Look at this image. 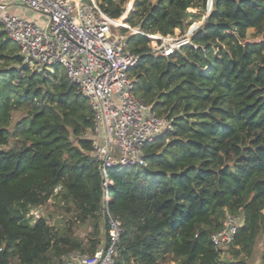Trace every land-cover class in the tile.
<instances>
[{
	"label": "trees",
	"instance_id": "obj_1",
	"mask_svg": "<svg viewBox=\"0 0 264 264\" xmlns=\"http://www.w3.org/2000/svg\"><path fill=\"white\" fill-rule=\"evenodd\" d=\"M95 1L115 26L125 19L142 32L127 38L139 56L134 93L173 118L144 146L147 166L106 171L107 208L124 228L115 264H264V0H134L126 18L128 0ZM210 5L190 36L197 48L152 53L145 34L184 31L187 10ZM249 28L259 41H247ZM92 127L93 111L64 70L24 64L0 24V264H62L105 238ZM53 198L63 209L54 226L26 216ZM226 214L240 222L219 257L210 236ZM86 222L85 242L73 227Z\"/></svg>",
	"mask_w": 264,
	"mask_h": 264
},
{
	"label": "built area",
	"instance_id": "obj_2",
	"mask_svg": "<svg viewBox=\"0 0 264 264\" xmlns=\"http://www.w3.org/2000/svg\"><path fill=\"white\" fill-rule=\"evenodd\" d=\"M16 7L44 16L43 27L18 11H10ZM112 20L115 19L107 16L95 0H0V24L18 46L23 63L35 70L61 67L93 111L92 154L101 164L103 176L105 240L91 253L67 254L62 257V264H115L124 228L119 217L107 208L106 171L112 167L147 166L144 146L172 128L173 118L158 116L135 95L138 78L130 70L139 56L129 49L128 36L112 35ZM135 33L142 32L136 29ZM145 35L157 39L151 47L157 56H170L183 45L192 44L188 34ZM39 207L26 214L32 222L42 217L37 211ZM239 222V217L226 214L221 228L211 234L219 257L233 243Z\"/></svg>",
	"mask_w": 264,
	"mask_h": 264
},
{
	"label": "rangeland",
	"instance_id": "obj_3",
	"mask_svg": "<svg viewBox=\"0 0 264 264\" xmlns=\"http://www.w3.org/2000/svg\"><path fill=\"white\" fill-rule=\"evenodd\" d=\"M134 0H128V2L125 5V10L123 12L122 15H124V18L127 17L128 12H130L132 5H133ZM212 9V5L210 6H206L205 10L203 11H199L196 8H189L187 11L189 13H192L193 16H189L188 18V24L186 26V28L184 29V31H180L179 29H175L173 36L171 37H180L183 35H191L196 29H198L206 20L208 14L210 13ZM11 12H17L19 11V8H15L14 10H10ZM22 15L24 17H26L28 20L33 21L34 23H36L38 26L43 27L44 22L46 20V18L40 14H34V13H28V11L23 10ZM121 15V16H122ZM118 19V18H117ZM123 19V18H122ZM123 24L120 26H114L111 25L110 26V32L113 34H117V33H122L126 36H129L130 34H133L136 32L137 28L131 27L128 23L125 22V19L122 20ZM124 25L128 26V27H124ZM121 29H124V31H122ZM164 37V36H163ZM246 39L249 42H255V41H259L261 39V34H259V32H257L256 29L254 28H249L246 31ZM156 38H150V46L152 47L154 45V42L156 41ZM49 72H54V68L49 69ZM19 112H13V125L16 122V120L19 117ZM13 128V126H12ZM11 128V129H12ZM87 137H90L93 139L94 142V138L91 132H87ZM57 198H53L52 200L48 201L46 204L40 206L37 211L39 213L40 216L44 217L47 220V223L50 226H54L56 223H58V219H61L62 215H63V209L61 204L58 205L57 203ZM264 212V211H263ZM65 218H68V216L65 215ZM61 221V220H60ZM63 221V219H62ZM60 222L61 224L63 222ZM73 230L75 232V234L77 236H79L80 238H82L85 242H86V238L88 236V234L91 233L92 230V225L90 222H86L84 224H75L73 227ZM104 235V232H103ZM104 236L101 239V242L99 245H102L104 243ZM258 251V250H257ZM225 254V253H224ZM226 257V255H225ZM161 264H175L171 259H167L166 261L162 262ZM250 264H259V259L254 258L253 261L250 262Z\"/></svg>",
	"mask_w": 264,
	"mask_h": 264
},
{
	"label": "crops",
	"instance_id": "obj_4",
	"mask_svg": "<svg viewBox=\"0 0 264 264\" xmlns=\"http://www.w3.org/2000/svg\"><path fill=\"white\" fill-rule=\"evenodd\" d=\"M14 9H15V8H14ZM14 9H13V10H14ZM18 12L22 13V12H23V9H20V8H19V11H18ZM128 13H129V12H128ZM125 22H126V21H125ZM263 211H264V209H263ZM263 213H264V212H263Z\"/></svg>",
	"mask_w": 264,
	"mask_h": 264
},
{
	"label": "bare ground",
	"instance_id": "obj_5",
	"mask_svg": "<svg viewBox=\"0 0 264 264\" xmlns=\"http://www.w3.org/2000/svg\"><path fill=\"white\" fill-rule=\"evenodd\" d=\"M110 22H111V24H113L115 26V24L113 23V21H110Z\"/></svg>",
	"mask_w": 264,
	"mask_h": 264
}]
</instances>
